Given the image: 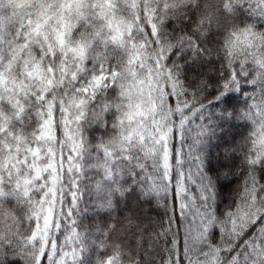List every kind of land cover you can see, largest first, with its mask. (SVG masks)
Wrapping results in <instances>:
<instances>
[{"label": "snow or ice", "instance_id": "6c2138e0", "mask_svg": "<svg viewBox=\"0 0 264 264\" xmlns=\"http://www.w3.org/2000/svg\"><path fill=\"white\" fill-rule=\"evenodd\" d=\"M0 264H264V0H0Z\"/></svg>", "mask_w": 264, "mask_h": 264}, {"label": "trees", "instance_id": "16d2710c", "mask_svg": "<svg viewBox=\"0 0 264 264\" xmlns=\"http://www.w3.org/2000/svg\"><path fill=\"white\" fill-rule=\"evenodd\" d=\"M213 65L205 64L203 66V71L210 79H215L216 72L215 68L219 66V62L215 60ZM247 88V86H245ZM211 91V89H209ZM251 91L250 88L247 89L244 95H247ZM244 106V96L239 93H233L228 98L229 110L235 108L237 111L242 109ZM220 107H224L221 105ZM219 127L216 131L215 137L211 140L207 152L209 154V161L213 174L217 171L221 172L220 175V195L219 204L221 210L230 205L235 198L236 191L238 189L239 176H233L229 174L227 178L224 176V166L226 164H231L233 168L239 167L241 164V159L239 156L233 157L230 161L225 160V152L228 151L230 154L231 147L237 145L241 139L247 134L248 128L244 126V122L235 119L220 120L218 121ZM179 146V145H177ZM87 194L85 197L87 198ZM84 202V200H83ZM139 211V205L134 197H130L125 203H121L117 209L116 215V228H121L122 224L125 223L126 216H135ZM152 215H156L157 211L161 210H150ZM111 221L108 219L107 224Z\"/></svg>", "mask_w": 264, "mask_h": 264}, {"label": "rangeland", "instance_id": "374dc122", "mask_svg": "<svg viewBox=\"0 0 264 264\" xmlns=\"http://www.w3.org/2000/svg\"><path fill=\"white\" fill-rule=\"evenodd\" d=\"M90 198L89 196L84 197V202H81V209H84L85 206H87V209L89 210L87 212V215H82L81 219L84 223L92 225L95 223H100L101 225L106 226L107 225V220L109 219L105 213L100 212V213H94L92 211V203L89 202Z\"/></svg>", "mask_w": 264, "mask_h": 264}]
</instances>
